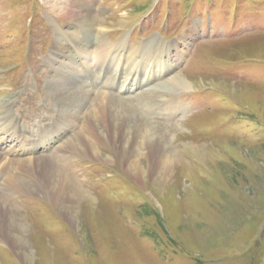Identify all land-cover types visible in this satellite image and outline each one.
Instances as JSON below:
<instances>
[{
  "label": "rangeland",
  "instance_id": "obj_1",
  "mask_svg": "<svg viewBox=\"0 0 264 264\" xmlns=\"http://www.w3.org/2000/svg\"><path fill=\"white\" fill-rule=\"evenodd\" d=\"M87 23L102 33L93 31V38ZM104 42H118L104 63L131 66L149 54L143 67L151 75L174 65L150 80V94L140 96L141 87L118 94L113 87L108 95L138 107L154 100L138 112L179 156L162 176L159 151L143 160L147 175L136 177L121 144L120 151L100 145L101 159L62 147L86 116L63 109L53 91L63 82L55 78H66L64 65L80 61L81 49L97 52ZM159 42L171 44L164 45L165 57L153 56ZM134 50L138 55L128 59ZM177 75L192 84L168 87ZM5 115L45 142L53 134L43 130L80 119L36 157L45 152L95 201L82 200L70 212L53 202L34 171L14 169L24 184L37 186L15 190L6 185L12 164L5 174L0 169V201L26 222L32 257L1 231L0 264H264V0H0V120ZM88 122L97 130L94 118Z\"/></svg>",
  "mask_w": 264,
  "mask_h": 264
},
{
  "label": "bare ground",
  "instance_id": "obj_2",
  "mask_svg": "<svg viewBox=\"0 0 264 264\" xmlns=\"http://www.w3.org/2000/svg\"><path fill=\"white\" fill-rule=\"evenodd\" d=\"M53 6H55V4H53ZM85 8L87 9V11L91 9L90 4L87 3L85 5ZM61 11H69L68 13L71 12L69 7H61ZM89 13H84V19L90 20L88 18ZM57 14L60 16L61 12L57 11ZM98 20L101 19L98 18ZM92 26L93 27H91L88 23L86 24V29L88 28L90 34L92 33L91 35L93 36V38L95 37V33L93 31H97V34L99 32L102 33L103 29L98 26L96 28L93 24ZM64 33L66 34V32ZM73 33L74 36H76V33ZM117 43L118 42L100 43V49L97 48V52L95 48L91 49V51H89L88 49H81L83 55L80 56V61H78L79 63H76V61H74L73 63L69 64V62L67 61L65 64L64 62V71L65 74L67 73L65 77L70 79L71 76H74V78L76 77L77 79V83H71L66 78H63L62 81L59 80L60 78H55L56 85L60 84V82H63L61 86L54 87L53 90L55 94L62 95L60 97V100L63 109H67L70 112L74 109L77 111H82L86 116V123L83 128L73 136H70L68 140L65 141L64 145H62V147H66L69 144L68 147L71 148V150L80 152L81 154L87 156L101 159L102 150L99 148L100 145L104 144V146L107 148H111L114 151H120L121 148L119 146L121 144L123 147L121 150H124L123 154L128 161L127 166L129 167L132 175L136 177L139 175H147L145 169L146 167L144 168L143 166V160H145V157H149V154L151 155L156 151H159L157 159L160 163L162 171L159 170L158 174L162 176V173H166L170 170V167L172 168L174 163H176L179 159V156L177 155V151L172 146L171 140L167 137V135L163 131H161L160 128L152 126L144 121L141 114L138 112L139 109H142L147 105L149 106L147 108L153 107L154 100H152L151 98V100L143 101L141 103V106L138 107L137 105H132L127 102L125 104H122L120 102L121 100L118 101V103L114 99L112 100L111 98H109L108 95L114 91V86L118 87V89L116 90L118 94H122V92H136L139 87L143 88V91L139 92L140 96L145 95V93L150 94V92L155 91L150 86V80H153V78L157 75L161 76L167 74L168 70L172 69L174 65L170 63V65L168 66L162 65L160 71L163 73L157 74L156 72L155 75H151L153 74L151 70L147 69L146 71L143 67V59L145 64L150 62L151 57H149L148 60L145 59L149 54L144 55L142 57V60L130 62L131 66H128L127 64L116 65L113 60L109 61L110 63H104L105 60L103 59H105L112 50L116 49ZM164 45H167L168 49L171 46L170 43L166 44L163 42H159V47H156L155 49L157 50V53H154L153 56H158L159 54L160 56L165 57L164 54H167L169 50L167 49L168 51L165 53L166 49ZM127 55L128 59H133V57L137 56L138 53L136 52V50H134ZM154 58L156 57H153V59ZM123 61H125V59ZM154 62L155 64L156 62L159 63V61L156 59H154ZM107 63L108 65H106ZM118 63H120V59ZM81 70H87L92 74V77H94L95 79L94 84H99L97 75L103 74L104 82L102 86L106 89L108 88V90L105 89L106 91H103L101 88H99V85H91L86 79L83 78ZM154 71L155 69L153 68V72ZM169 81L170 83L168 87L174 89H181L186 87L188 88L189 85L192 84L191 81L181 75L174 76ZM243 85L248 90L256 91L255 87L253 88L247 84ZM71 91H75V94H68ZM10 97L11 96L8 97L9 100L7 102L10 101ZM64 115H67L66 112L63 113V117ZM90 118H94V121L97 124V130H95V128L93 127L88 126V120ZM1 119L0 133H4V138L2 141H0V169L5 174V169L7 171L8 168L7 165H9L10 163L12 164V166H10L12 168V172L9 173V176L6 179L7 186H10L15 190L37 189V186L34 188L33 185L24 184L25 182L22 180V178H20L21 176H19V174H16L17 171L15 170L19 169L20 171H34L36 173L35 175H39V177H42L45 189L49 191V195L53 202H55V204L63 206V208L65 207L66 210L69 208L70 212V209L73 210L77 206L73 204H78L85 199L94 200L88 190L86 191L78 181H76L75 179H71V177L64 173L61 168L57 167L49 158L45 157V152L41 153V156L39 155L38 157H36L38 155L36 154L37 150L44 151L46 149L51 150L52 148H54L53 146H55L57 138L59 137V135L61 136L62 132L60 131H71L73 129V126L76 125L75 122L80 121V119H77V117L70 118L73 119L72 122L70 123L68 120H66L65 125L64 123L59 124V121L55 123V129H53L52 132L50 131L51 133H53V136L51 139L48 138L47 142L41 140L36 141L35 139L40 137L35 136L37 134H31L28 137L27 134H30L31 130L28 131V128L26 127L22 128L21 124L13 120L12 117L9 118L8 115H5L4 117H1ZM5 120H12L13 123H15V128L9 127L6 124ZM102 124L104 130L99 129ZM46 132L47 130H43L42 133ZM102 138L104 140H102ZM10 139H15L16 143L10 144ZM21 142L23 146L21 145ZM107 144L109 146H107ZM197 146L198 145H190L191 151L195 154L196 149L198 148ZM28 156L32 157L26 158ZM42 189L44 190V186H42ZM78 209L79 208H77V210ZM73 211L76 212V209ZM27 229V224L23 220V217L20 216L17 211L10 207L7 203L0 201V232L8 231V233L12 235V237H10V240L12 241L14 246H16L18 250H20L24 258H27L29 260L32 257L30 255V251L26 249V246L28 245V241L26 240V235L28 232ZM22 247H25L26 250L22 249Z\"/></svg>",
  "mask_w": 264,
  "mask_h": 264
}]
</instances>
